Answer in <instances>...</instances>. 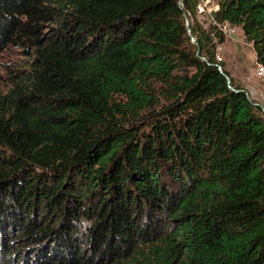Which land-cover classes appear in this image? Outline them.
Wrapping results in <instances>:
<instances>
[{
  "label": "trees",
  "instance_id": "1",
  "mask_svg": "<svg viewBox=\"0 0 264 264\" xmlns=\"http://www.w3.org/2000/svg\"><path fill=\"white\" fill-rule=\"evenodd\" d=\"M196 3L0 0V264H264V111ZM215 18L264 65V0Z\"/></svg>",
  "mask_w": 264,
  "mask_h": 264
},
{
  "label": "rangeland",
  "instance_id": "2",
  "mask_svg": "<svg viewBox=\"0 0 264 264\" xmlns=\"http://www.w3.org/2000/svg\"><path fill=\"white\" fill-rule=\"evenodd\" d=\"M219 1L221 2V0ZM215 2H218V0H215ZM195 20L204 29H210L212 25L214 26L211 18L206 15H199L196 13ZM191 23L193 24L194 22L191 20ZM217 47V52L222 57L221 60L226 63L227 69L234 76L235 80L245 85L248 91L251 90L254 92L253 87H256L253 83L248 81L247 76L255 71L258 63L257 54L253 43L246 39L242 29L237 27L236 33L232 34V36L225 35L224 42H217ZM18 62H21L20 56L11 51L5 52L0 56L1 92L6 89V64L13 65L14 63L18 64ZM260 101L264 104V97H260Z\"/></svg>",
  "mask_w": 264,
  "mask_h": 264
},
{
  "label": "built area",
  "instance_id": "3",
  "mask_svg": "<svg viewBox=\"0 0 264 264\" xmlns=\"http://www.w3.org/2000/svg\"><path fill=\"white\" fill-rule=\"evenodd\" d=\"M220 10L221 2L219 0L218 2H215V0H197L196 13H198L199 15L208 16L209 18H211L214 26H216L218 30L223 32L224 35L232 36V34L236 33L237 27L228 22L218 21L215 18V15ZM212 36L214 37V40L218 42L215 34H212ZM216 58L219 61H221L222 59L221 55H219L218 52L216 53ZM247 79L249 82L255 85L259 97H264V65L258 62L255 71L249 74L247 76Z\"/></svg>",
  "mask_w": 264,
  "mask_h": 264
},
{
  "label": "water",
  "instance_id": "4",
  "mask_svg": "<svg viewBox=\"0 0 264 264\" xmlns=\"http://www.w3.org/2000/svg\"><path fill=\"white\" fill-rule=\"evenodd\" d=\"M179 5H180L181 8H183V0H179ZM184 17H185V20H186V27H187L188 35L190 36V38L192 39V41H193L196 45H198V41L196 40L195 36H194L193 33H192V24H191V20H190L189 15H188V13H187L186 11H184ZM197 53L199 54V50L197 51ZM202 59L205 60V61H207V59L204 58V57H202ZM219 69L222 70L221 67H219ZM225 76H226V78H227V80H228V83H229L230 88L233 89V90H235V88L230 84V77H229L228 75H225ZM246 92H247V96H248V98H249L250 100H253V98H252L250 92H249L248 90H247ZM254 104L257 105V106H260V107L263 109V111H264V104H263V103L256 101V102H254Z\"/></svg>",
  "mask_w": 264,
  "mask_h": 264
},
{
  "label": "crops",
  "instance_id": "5",
  "mask_svg": "<svg viewBox=\"0 0 264 264\" xmlns=\"http://www.w3.org/2000/svg\"><path fill=\"white\" fill-rule=\"evenodd\" d=\"M253 90L255 91V90H256V88H254V87H253ZM256 92H257V90H256ZM251 96H252V95H251Z\"/></svg>",
  "mask_w": 264,
  "mask_h": 264
}]
</instances>
